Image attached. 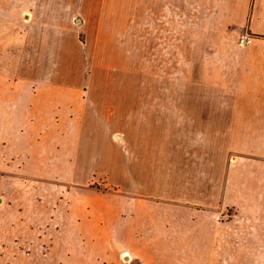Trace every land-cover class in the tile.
I'll return each instance as SVG.
<instances>
[{
	"label": "rangeland",
	"instance_id": "374dc122",
	"mask_svg": "<svg viewBox=\"0 0 264 264\" xmlns=\"http://www.w3.org/2000/svg\"><path fill=\"white\" fill-rule=\"evenodd\" d=\"M56 2L0 0L2 34L13 39V28L24 30L27 18L16 20L17 9L49 12ZM60 2L63 9L72 3L77 9L62 15L61 32H48L50 40L62 42L49 50L46 67L55 73L49 82L93 87L98 103L105 97L106 103L119 104L125 96L161 109L195 102L243 108L262 102L259 95L243 93L231 71L233 56L242 50L226 27L219 0ZM255 114L220 110L219 135L213 134L214 124L208 125L207 178L219 182V251H241L219 256L213 253L216 239L199 235L215 226L192 222L193 214L174 207L173 195L189 177L177 150L174 158L160 159L163 195L142 196L130 206L102 195L106 186L89 172L87 156L79 159L77 185L67 188L58 144L47 143L46 159L39 160L33 144L17 137L18 128L0 125V264H219L222 259L224 264H264V111ZM9 138L14 141L8 143ZM90 148L89 142L80 144L81 151ZM169 162L177 174H170ZM41 166L46 173L40 174ZM140 171L147 179L156 168ZM90 205L94 218L89 222L84 217ZM198 209L214 217L218 208ZM132 217L140 219L139 228ZM112 228L115 236H109ZM133 230L138 231L134 237L143 234L149 254L122 235Z\"/></svg>",
	"mask_w": 264,
	"mask_h": 264
},
{
	"label": "crops",
	"instance_id": "0c3cea01",
	"mask_svg": "<svg viewBox=\"0 0 264 264\" xmlns=\"http://www.w3.org/2000/svg\"><path fill=\"white\" fill-rule=\"evenodd\" d=\"M219 8L227 16L226 27L238 38L242 50L233 56L231 71L240 80L243 93L259 95L261 103L229 108L195 102L180 105L181 108L167 104L168 109H161L157 104L129 102L125 96L119 104L106 103L105 97L98 103L93 87L49 82L55 74L46 67L52 57L49 50L53 44L61 48L62 42L57 44V40H50L48 32H61L64 29L62 15L71 16L77 9L73 3L63 9L59 0L51 3L49 12L28 9L26 13L24 9H17L13 13L15 19L20 15L27 19L21 24L24 26L22 32L13 28V39L5 38L2 34L5 30H0V125L18 128L17 137L33 144L31 151L39 160L46 159L47 143L58 144L55 151L64 161L65 172L69 175L68 184L64 185L67 188L77 185L79 159L87 156L91 160L89 172L106 186L102 195L115 197L114 200L130 206H136L139 197L159 198L163 195L160 159L174 158L177 150L184 156L183 174L189 177L185 187L177 188V196L173 195V200H177L174 207L193 214L192 222L208 221L215 226L214 231L205 230L199 234L216 239L218 247L212 251L214 254L240 255V248L236 251L221 248L219 251V182L207 178L209 146L206 138L209 123L215 126L213 134L219 135L220 110H247L252 116H256V111H264V0H219ZM12 140L9 138L7 142ZM85 142L91 143L87 152L80 149V144ZM143 166L151 170L156 168V173L151 171L150 176L148 173L147 179H143L145 174L140 171ZM168 166L171 175L177 174L175 164L169 162ZM43 167H40V174L47 172L42 170ZM199 207L218 208L216 216L199 214L202 211ZM111 210L115 211L116 207L111 206ZM87 211L84 220L90 222L94 218L92 205ZM131 219V224L139 228L140 219ZM111 230L109 236H115L117 231ZM137 230L122 235L138 244L142 253L149 254L147 248L150 245L141 240L143 234L134 237ZM219 264H224L223 259ZM226 264L238 262L232 260Z\"/></svg>",
	"mask_w": 264,
	"mask_h": 264
}]
</instances>
